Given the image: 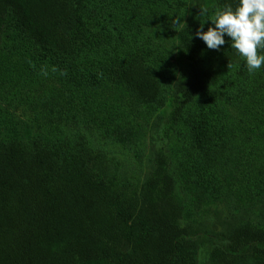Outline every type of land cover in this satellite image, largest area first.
Returning a JSON list of instances; mask_svg holds the SVG:
<instances>
[{
  "label": "rangeland",
  "instance_id": "374dc122",
  "mask_svg": "<svg viewBox=\"0 0 264 264\" xmlns=\"http://www.w3.org/2000/svg\"><path fill=\"white\" fill-rule=\"evenodd\" d=\"M102 26L98 45L69 64L35 47L7 14L0 49V144L35 140L70 156L87 145L105 167L88 168L101 178L142 184L162 149L183 206L181 224L196 231V264H217L215 255L233 229L251 223L264 229V67L250 74L230 39L219 51L193 42L197 56L215 66L211 85L173 115L176 83L187 68L173 35L193 19L195 0H82ZM201 24L212 25L219 0H203ZM201 27V26H200ZM199 27V28H200ZM141 46L161 81L158 100L146 104L125 85L83 80L98 58L118 48ZM140 48V47H139ZM208 113L222 139L209 153L197 150L193 122Z\"/></svg>",
  "mask_w": 264,
  "mask_h": 264
},
{
  "label": "trees",
  "instance_id": "16d2710c",
  "mask_svg": "<svg viewBox=\"0 0 264 264\" xmlns=\"http://www.w3.org/2000/svg\"><path fill=\"white\" fill-rule=\"evenodd\" d=\"M219 2L224 8L237 4ZM203 6L195 0L191 22L172 31L187 60L176 83L173 115L214 79L216 67L197 56L193 42ZM9 12L35 47L69 64L110 38L82 0H0V49ZM97 61V70L87 71L83 80L123 84L146 104L158 100L161 81L141 46L118 48ZM193 129L200 152L209 153L222 139L208 113L195 116ZM88 165L105 167L102 153L87 145L62 157L58 148L38 140L31 149L20 140L0 144V264H196L190 240L196 231L181 224L183 206L162 149L155 151L154 168L140 185L99 179ZM215 259L264 264V229L251 223L233 229Z\"/></svg>",
  "mask_w": 264,
  "mask_h": 264
},
{
  "label": "clouds",
  "instance_id": "9594fccd",
  "mask_svg": "<svg viewBox=\"0 0 264 264\" xmlns=\"http://www.w3.org/2000/svg\"><path fill=\"white\" fill-rule=\"evenodd\" d=\"M207 19L213 26L204 31L202 23L195 32L207 49L219 51L227 36L250 74L264 67V0H237L235 8L218 10Z\"/></svg>",
  "mask_w": 264,
  "mask_h": 264
}]
</instances>
